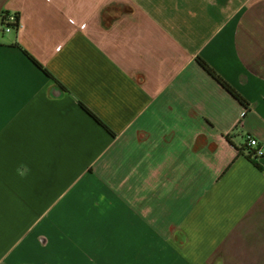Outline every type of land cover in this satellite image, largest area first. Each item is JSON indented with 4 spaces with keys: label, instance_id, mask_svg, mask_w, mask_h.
I'll use <instances>...</instances> for the list:
<instances>
[{
    "label": "crops",
    "instance_id": "crops-1",
    "mask_svg": "<svg viewBox=\"0 0 264 264\" xmlns=\"http://www.w3.org/2000/svg\"><path fill=\"white\" fill-rule=\"evenodd\" d=\"M248 136L264 0H0V264H264Z\"/></svg>",
    "mask_w": 264,
    "mask_h": 264
},
{
    "label": "trees",
    "instance_id": "trees-1",
    "mask_svg": "<svg viewBox=\"0 0 264 264\" xmlns=\"http://www.w3.org/2000/svg\"><path fill=\"white\" fill-rule=\"evenodd\" d=\"M11 14L14 15L16 21L12 24H9V25H11L15 29V31H18L20 29V15L18 13L5 12L4 16H3L2 23L4 25L7 24L6 21L9 19V16ZM25 53L33 60V62L36 65L43 68L42 65L34 57H32L30 54H28L27 51H25ZM198 60H199L200 64L206 69V71H208L212 76H214L224 86V88H226L236 99H238L242 104H247L244 97L237 90H235L230 84H228L220 75H218L216 73V71L214 69H212L204 60H202L201 58H198ZM44 70L48 73V71L46 69H44ZM79 104L85 110H87L101 125H103L107 130H109L112 133V131L108 128V126H106L92 111H90V109H88V107H86V105H84L82 102H79ZM250 137H252V136H248L247 142L244 145H242V147H238V150L241 154H244L252 163H254V165L256 167H258L259 169H263L262 165L259 162L260 159H262L263 157H261L257 154V148L256 147H253L249 144L248 141H249ZM226 138L229 141H232L230 134H228L226 136Z\"/></svg>",
    "mask_w": 264,
    "mask_h": 264
},
{
    "label": "built area",
    "instance_id": "built-area-1",
    "mask_svg": "<svg viewBox=\"0 0 264 264\" xmlns=\"http://www.w3.org/2000/svg\"><path fill=\"white\" fill-rule=\"evenodd\" d=\"M16 21L14 15H10L9 16V19L6 21V23L8 24H5V31L6 32H11V31H14L15 29L9 25V24H12ZM249 144L253 147H256L257 148V154L261 157H264V147L260 146V142L257 138L255 137H250L249 138Z\"/></svg>",
    "mask_w": 264,
    "mask_h": 264
}]
</instances>
